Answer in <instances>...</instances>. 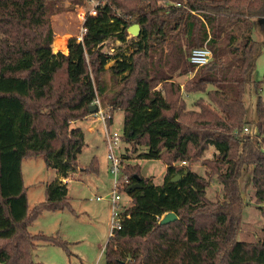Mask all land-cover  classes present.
<instances>
[{"label": "trees", "instance_id": "obj_1", "mask_svg": "<svg viewBox=\"0 0 264 264\" xmlns=\"http://www.w3.org/2000/svg\"><path fill=\"white\" fill-rule=\"evenodd\" d=\"M58 2L0 0V264H44L37 248H69L60 235L30 226L45 211L71 209L63 178L79 168L85 144L72 123L91 115L97 97L113 118L124 110L121 137L137 158L166 164L158 185L139 164H127L132 202L106 243V264H264V238L237 239L243 170L252 171L264 213V100L253 80L264 38L252 35L256 25L264 29V0H105L88 15L84 40L69 39L68 53L52 48ZM136 23L129 54L102 50L111 37L125 42ZM204 44L213 55L197 67L189 55ZM53 47L66 52L67 40ZM194 71L183 84L175 80ZM251 84L258 93L252 119ZM198 92L206 98L189 108L185 94ZM38 157L57 176L30 208L23 161ZM97 165L93 159L90 167ZM138 181L141 188L128 192ZM212 182L221 185L220 200L208 197ZM170 211L178 219L160 224Z\"/></svg>", "mask_w": 264, "mask_h": 264}, {"label": "rangeland", "instance_id": "obj_2", "mask_svg": "<svg viewBox=\"0 0 264 264\" xmlns=\"http://www.w3.org/2000/svg\"><path fill=\"white\" fill-rule=\"evenodd\" d=\"M91 5L90 0H59L57 3L59 10L51 15L54 29L53 42L56 40L64 43L67 40L68 43L71 37H76L80 33L78 11L86 12L91 8ZM252 35L254 38L262 40L264 38L262 26L256 25ZM132 38L131 33L125 42L111 37L104 42L102 50L108 53L126 51L129 54ZM53 42L52 48L57 51L53 47ZM66 53H68V49ZM166 53L167 51H164V54ZM112 63L111 61L109 65ZM194 73L195 71L187 75H176L175 80L183 84ZM253 80L258 84L264 100V48L256 61ZM201 96L206 98V95L200 92L185 94L188 107L195 108L194 103ZM257 96L255 85H248L245 91V104L251 119L256 116ZM72 124L84 131L85 144L79 154V168L71 172L66 180L64 179L68 182L71 209L45 211L30 226L32 233L43 232L48 235H60L68 242L69 248L51 244L41 246L35 250V258L44 264H106L104 249L111 232V202L108 197L113 191L114 174L111 171L108 158L105 126L102 121L93 119L90 115ZM123 124L124 110L117 109L114 111V118L109 124V128L122 133ZM243 132L246 131L243 129ZM116 155L126 157L123 161V171L128 176L127 164L137 163L140 166V173L144 177H151L157 185L163 183L166 164L162 159L137 158L131 146L123 140L120 147L116 149ZM93 159H96L98 163L96 169L90 167ZM192 167L201 173L205 172V168L201 166L200 162L193 163ZM246 170H243L239 180L243 203L237 239L255 242L264 238V213L256 203L252 171ZM23 174L27 186L29 207L33 208L37 203L45 200L46 183L54 180L57 173L53 167L47 166L43 157H38L27 158L23 161ZM207 194L213 200H220L222 197L221 185L212 182L207 189ZM98 196L104 199L98 200ZM131 202L128 194L124 193L121 205L131 204Z\"/></svg>", "mask_w": 264, "mask_h": 264}, {"label": "built area", "instance_id": "obj_3", "mask_svg": "<svg viewBox=\"0 0 264 264\" xmlns=\"http://www.w3.org/2000/svg\"><path fill=\"white\" fill-rule=\"evenodd\" d=\"M92 5L88 11H78L79 18V27L80 33L76 36L78 41H83L87 36L88 29L85 25L86 19L88 15H96L97 14V6L99 3L105 0H90ZM212 50L208 47L207 44L194 48L190 55L189 60L197 67L202 66L210 61L212 58ZM94 105L96 106V111L91 113L93 119H97L102 121L105 126V141L108 148V158L110 160V168L114 174V187L113 191L108 197L110 199L111 204V232L112 235L114 229H119L121 227V219H122V211L126 205H121V201L123 199V194L126 193L124 191L125 187L129 184V176L123 171V158L122 156L116 155V149H118L121 145L122 137L119 131H112L109 128V120L113 118V116L107 112V110L102 106L100 99L97 97L94 100ZM245 131L248 130V127L244 128ZM129 196V195H128ZM130 198V196H129ZM97 199H104L101 196H98ZM131 200V198H130Z\"/></svg>", "mask_w": 264, "mask_h": 264}, {"label": "water", "instance_id": "obj_4", "mask_svg": "<svg viewBox=\"0 0 264 264\" xmlns=\"http://www.w3.org/2000/svg\"><path fill=\"white\" fill-rule=\"evenodd\" d=\"M261 19L264 20V18H261ZM128 31H129V33L132 34V36H137V35L140 33V25H139L138 23L133 24V25H131V26L128 28ZM90 111H91V113L95 112V111H96V106H95V105H92V106L90 107ZM186 173H187V171H186ZM181 177H182V175L179 174V175L173 177V178H172V181H173V182H176V181H178ZM139 188H141V183L138 181L137 183H135V184H133V185H131V186L129 187L128 192H130L131 190L139 189ZM177 219H178V215H177L174 211H170V212L165 213V214L161 217V219H160L159 222H160V224L165 225V224H168V223H170V222H173V221H175V220H177Z\"/></svg>", "mask_w": 264, "mask_h": 264}, {"label": "crops", "instance_id": "obj_5", "mask_svg": "<svg viewBox=\"0 0 264 264\" xmlns=\"http://www.w3.org/2000/svg\"><path fill=\"white\" fill-rule=\"evenodd\" d=\"M67 49H68V43H67ZM57 51H62V52H64V53H66L65 51H63V50H57ZM187 95V94H186ZM66 180L67 178H63V180ZM67 182V181H66ZM67 184H68V182H67Z\"/></svg>", "mask_w": 264, "mask_h": 264}]
</instances>
